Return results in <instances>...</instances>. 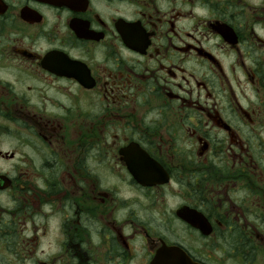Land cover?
<instances>
[{
	"label": "flooded vegetation",
	"instance_id": "af4514ba",
	"mask_svg": "<svg viewBox=\"0 0 264 264\" xmlns=\"http://www.w3.org/2000/svg\"><path fill=\"white\" fill-rule=\"evenodd\" d=\"M0 264H264V0H0Z\"/></svg>",
	"mask_w": 264,
	"mask_h": 264
}]
</instances>
